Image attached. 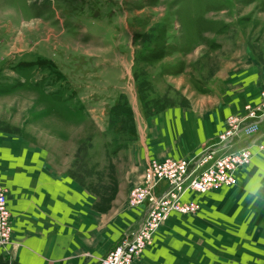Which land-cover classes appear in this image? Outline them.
Wrapping results in <instances>:
<instances>
[{
	"label": "rangeland",
	"instance_id": "1",
	"mask_svg": "<svg viewBox=\"0 0 264 264\" xmlns=\"http://www.w3.org/2000/svg\"><path fill=\"white\" fill-rule=\"evenodd\" d=\"M254 114L259 128L264 0H0V175L27 166L36 178L75 187L81 218L94 225L79 236L88 244L81 254H95L97 264L135 232L141 213L129 193L143 171L129 150L147 139L153 160L189 163ZM186 123L208 126L209 135L180 141L172 130ZM258 140L234 184L196 195V213L160 225L167 229L148 246L164 243L159 264H264V136ZM229 191L241 198L207 200L230 199ZM246 201L255 212L241 214Z\"/></svg>",
	"mask_w": 264,
	"mask_h": 264
},
{
	"label": "crops",
	"instance_id": "2",
	"mask_svg": "<svg viewBox=\"0 0 264 264\" xmlns=\"http://www.w3.org/2000/svg\"><path fill=\"white\" fill-rule=\"evenodd\" d=\"M136 101L140 106V101ZM102 118L101 120H105L104 117ZM170 121L172 122V120ZM175 122L179 125L182 123H178V121ZM164 128L161 126L162 130H164ZM178 128L179 126L174 127L172 133L173 131H175L176 135L181 133L180 135L182 136L178 135L180 136L179 140H184L188 143H195V141H199L206 134L209 135L210 132L209 127L204 126V124H196V126H193L186 123V126ZM183 128H185L184 133L182 130ZM192 128H194V131H192ZM258 130L259 133L256 137H246L245 139V143H247L246 145L250 147L251 151L254 148V142L256 140L259 141V136H264V122L259 125ZM173 137L176 136L173 135ZM143 138L144 140L146 139L145 133ZM128 156L129 159L136 160L134 163L135 167L142 172L146 162L153 158L147 139L138 143V149L129 150ZM14 162L15 161H13V163ZM20 163H22V161H20ZM4 168L5 177L2 178L0 175V185L5 188L8 186L6 188V199L9 213L12 216L11 228L13 231L12 242L7 249L8 254L0 251V260L5 261V259L10 258L11 262L16 264H97L95 260L91 258L95 254L89 253L88 255L85 253L87 256L81 254L84 251H88V244L82 242L79 236L83 231L86 232L85 234L89 235V231L92 230L94 225L89 224L93 223L92 221H84V219L81 218L76 188L69 186L68 190L64 185L55 186L53 180L41 177L40 179L36 178L32 174L30 175L29 170L26 169L27 166L25 168L21 166L20 171H17V167L12 165ZM249 177H251V175ZM224 188L226 187L220 189L222 190ZM72 191H74L73 194H71ZM208 193L211 192L204 194ZM228 194H231V192L229 191ZM196 195L197 194L185 192L182 198L183 200H193L197 203L195 199ZM222 196H224V194H216L209 196L207 200L209 202L212 200L214 203L223 200L232 202L235 201L234 199L237 200L241 198V192H233L230 199H228V197L224 199ZM227 202L228 201L225 203ZM255 203V201L251 203L246 201L240 204L239 209L241 214L245 215V211L255 212L258 208L257 205L255 206ZM261 205H264V202L261 203ZM140 211L141 213L132 228L135 231L146 214L144 207H141ZM241 214H239V216ZM172 215L173 214L170 216ZM170 216L168 218H170ZM123 223H125V221ZM165 229H167V227L161 226L158 228L152 239L158 240ZM120 233L121 232H118V234L116 233L114 238L111 237L106 241L107 248L102 251L103 255L114 245V242L120 238ZM155 243V246H152V248L148 247L143 250L134 264H159L161 260L157 259V257L161 256L160 250H162V245H164V243ZM248 246L251 248L243 246V251L247 248L250 250L253 249L252 243H249ZM241 248L242 247H239L237 250L241 252ZM262 257L263 255H261L260 258ZM253 259L251 255L249 260ZM224 260L225 258L222 259V261ZM245 260L247 261L246 258Z\"/></svg>",
	"mask_w": 264,
	"mask_h": 264
},
{
	"label": "built area",
	"instance_id": "3",
	"mask_svg": "<svg viewBox=\"0 0 264 264\" xmlns=\"http://www.w3.org/2000/svg\"><path fill=\"white\" fill-rule=\"evenodd\" d=\"M258 121L254 114L237 122L220 141L207 146L189 163L171 157L147 161L140 183L129 193L133 206L140 204L145 208V217L136 231L123 238L100 259L99 264H134L142 251L152 244L154 233L171 214L196 213L198 204L193 200H183L185 192L198 195L234 184V173L249 164L251 149L247 145L231 149V143L243 135L256 137ZM6 196L7 189L0 185V251L8 254L13 230Z\"/></svg>",
	"mask_w": 264,
	"mask_h": 264
}]
</instances>
